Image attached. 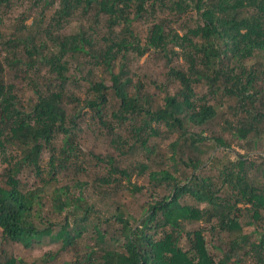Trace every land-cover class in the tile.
Here are the masks:
<instances>
[{
    "label": "trees",
    "instance_id": "trees-1",
    "mask_svg": "<svg viewBox=\"0 0 264 264\" xmlns=\"http://www.w3.org/2000/svg\"><path fill=\"white\" fill-rule=\"evenodd\" d=\"M13 1L0 0V9L7 13ZM34 2L42 10L31 25L0 42L2 242L24 249L61 244L65 251L91 232L94 244L78 264H264V0ZM160 11L177 17L193 11L197 21L165 31L171 24L155 19ZM146 17L155 23L141 45L130 28ZM77 18L86 24L63 34ZM132 54L163 60L162 104L133 83ZM70 61L79 70L91 63L105 68L110 85L88 71L86 96L78 99L69 92ZM17 83L32 92L30 102L18 95ZM200 86L206 89L201 97L195 92ZM170 88H176L173 95ZM225 114L215 135L210 124ZM84 118L109 138L113 151L94 156L104 170L94 183L74 178L56 186L62 175L87 170L79 143ZM162 135L176 136L168 151L152 144ZM233 142L247 152L221 162ZM27 169L40 187L26 188L21 177ZM133 175L146 176L150 191L138 214L110 197L144 190ZM90 186L101 189L99 204L86 200ZM50 190L51 217L43 214ZM102 221L119 225V236L109 242ZM245 227L255 229L246 234ZM55 259L48 253L42 263ZM0 264L24 263L2 252Z\"/></svg>",
    "mask_w": 264,
    "mask_h": 264
},
{
    "label": "rangeland",
    "instance_id": "rangeland-1",
    "mask_svg": "<svg viewBox=\"0 0 264 264\" xmlns=\"http://www.w3.org/2000/svg\"><path fill=\"white\" fill-rule=\"evenodd\" d=\"M34 0H14L11 4V7L7 13L4 12V10L0 9V42L1 39H6L8 36L15 30L20 29L21 25L29 26L31 25L34 18H36L37 13L41 12V8L39 10L34 9ZM57 4L54 7V10L51 12H48L46 14L47 19L51 18L54 14V12L57 11ZM29 12L28 14L25 13ZM29 17V19H27ZM155 19L158 20H166L168 24L170 25L169 28L167 27L165 31L171 30H178V28H181V25L184 24V20L186 22L190 23L191 25H195L197 21L196 13L195 12H189V14L186 16L181 15L180 17H177L176 15L170 14L167 11L164 12H157L155 15ZM155 23V21L151 17H146L145 19L141 21H137L132 24V27L130 28L135 36L137 37V40L141 42V45L144 44V41L146 37L149 34V31L151 29V26ZM84 21H81V19L77 18L76 20L72 21L69 26H63L62 31L63 34H69L73 30H77L80 25L84 26ZM87 26H89L87 24ZM102 27L100 31H104ZM120 30V29H119ZM179 35L182 34V32L177 31ZM104 33V32H103ZM1 52V51H0ZM133 57L129 58L127 61V67L128 71L130 73L131 78L133 79V83L136 84L137 82L140 83L143 88L144 92L148 93L152 100L154 101V104H162L164 94L158 90L159 87H162L163 84L167 81L166 73L168 70L165 67V64L163 60L160 58L151 57L148 54L144 55L142 58L137 59V57L132 54ZM88 61V60H87ZM86 61V62H87ZM248 65H252L251 61H248ZM69 77L71 79L70 84V90L69 92L71 94H74L78 99L84 100L85 98V91L88 86V80H87V72L92 71V73L96 77H101L104 80H106L107 85H110L109 83V74L105 68L101 67H94L92 66V63L89 66L81 67V69L76 68V64L74 61L69 62ZM114 73L117 72V66L114 68ZM46 73L45 71H42V74L44 75ZM178 88V87H176ZM176 88H170V94L173 95L175 93ZM17 89L21 92L18 94L22 99L23 102L27 103L30 102V100L33 99L32 92L27 89L25 86H22L21 83H17ZM197 96L201 97L206 93V89L203 86L197 87L195 90ZM110 116V114H108ZM227 119L226 114L220 115L217 117L216 120H214L210 125L212 126L214 130L215 135H221L220 128H223L224 121ZM84 125L82 126V130H80L79 134V143L81 147V151L83 152V158H84V166L86 167V171L80 173V175L70 171L64 175H62L59 178V182L55 184L56 186L63 184H67L71 182L74 178L83 179L86 181H89L91 183L95 182V178L98 175V173L103 170L102 164L97 162L94 158V156H103L107 152L113 151V149L110 146V140L107 136L103 135L102 133H98L96 128L93 127H87L88 118H84ZM164 135L155 138L154 142L152 144L156 145L159 150L166 151L168 145L174 141L176 136H166ZM227 140H230L229 135H225ZM261 145V146H260ZM259 147L261 151H264V143L260 144ZM243 144L241 142H233L230 148V152L223 153L221 152V155L223 158L220 160L221 162H226L227 159L233 160L235 158V154H245L247 151L245 149H242ZM168 151V149H167ZM216 152H219V150H214L207 155L203 157V161L207 159L209 156H213ZM49 153H45L42 159V164H46L49 160ZM159 161V159H158ZM1 164V163H0ZM2 165V164H1ZM182 168V167H180ZM150 169H157V167L150 168ZM204 167H201V170L204 173L210 174L213 172V169L206 168L203 170ZM23 182H25V186L27 189H34L36 187L41 186V181L39 180V177L36 175V173L29 169L24 171L23 176L21 177ZM132 181L137 186L145 188L141 192H133L129 189H122L118 191L116 194L110 196L112 200L115 203H119L121 207L128 213L131 214H138L140 211V206L145 205L146 202L149 201V189H147V177L146 176H136L133 175ZM53 185L51 189L54 188ZM126 186V184L124 183ZM101 189H94L92 186L88 187L85 190L84 196L87 201L91 200L92 202L99 204L100 203V197L98 195V192H100ZM52 191L50 190L47 192V198L46 201H44L43 204V214L48 215L49 212L52 211V197L53 194H51ZM51 217V215H48ZM58 220H62L63 216H60L57 218ZM103 220H105V217H103ZM102 230H107L108 236L107 240L110 242L111 238H116L119 236V233L117 232V229L119 228V225L114 224L112 221L110 223H106L105 221H102ZM255 228L253 227H245L244 233L251 234ZM255 232V231H254ZM257 234L254 235L256 237ZM49 244V243H48ZM44 245L43 247H33L31 249H24L21 245L18 244H12L10 242H2V238L0 235V255L2 252H4L7 256H13L15 258L20 259L23 261L24 264H43L42 260L46 258V254L53 253L56 254V259L54 262H49L48 264H78V262H81V257L85 254V252L88 251L87 246H92L94 244V237L91 232H88L84 235V237L80 240L79 246L76 248H69L68 250L62 251L61 250V244H52V245ZM181 244H184V241L181 242Z\"/></svg>",
    "mask_w": 264,
    "mask_h": 264
}]
</instances>
